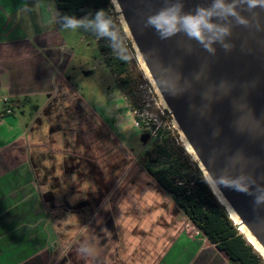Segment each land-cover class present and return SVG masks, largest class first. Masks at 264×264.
<instances>
[{
    "label": "crops",
    "instance_id": "0c3cea01",
    "mask_svg": "<svg viewBox=\"0 0 264 264\" xmlns=\"http://www.w3.org/2000/svg\"><path fill=\"white\" fill-rule=\"evenodd\" d=\"M62 27L54 0H0V264H232L163 189L106 199L127 145L66 78Z\"/></svg>",
    "mask_w": 264,
    "mask_h": 264
},
{
    "label": "water",
    "instance_id": "95a60500",
    "mask_svg": "<svg viewBox=\"0 0 264 264\" xmlns=\"http://www.w3.org/2000/svg\"><path fill=\"white\" fill-rule=\"evenodd\" d=\"M115 1L116 3L112 0L113 5L116 9L119 5L120 14H123L126 23L130 25V39L134 47L136 44L140 52L155 49L159 61L164 65L171 64L181 74V82L183 79L192 81L190 91L175 97L168 94L161 96L155 82L151 83L162 104L163 100L166 102L167 105L163 106L173 118L174 124L177 123L178 126H175L179 134H184L194 151L197 160L189 152L202 174L207 171L205 166L210 165L208 157L213 151L219 153L216 168L224 166L226 156L242 151L258 164L254 168L249 166L247 170L253 171L256 177L264 175V135L249 131L238 133L235 128V121L243 115L236 109L239 104H246L255 119L264 125V31L236 27L230 38L236 47L231 52L225 53L217 45V52L213 57L195 41H191L194 51L188 53L179 43L186 40L182 34L169 40H160L153 29L143 28L141 13L147 15L155 12L162 6V0ZM200 3L207 4L210 0H185V10H191ZM260 18L264 26V12L260 13ZM242 44H245L246 51H241ZM205 63V75L199 82L194 81L193 76L201 71ZM147 71L150 78L151 72ZM221 81H227L232 86L230 92L223 96L212 92L213 97L219 98H213L211 102L205 100L202 94ZM205 105L208 107L205 108ZM201 110L205 112L204 115L200 114ZM242 123L251 127L248 119ZM217 130L219 134L214 136L213 133ZM221 195L239 217L240 224H244L264 248V222L258 219L264 218V207L254 209L253 197L230 189H223ZM215 196L232 219L227 205L216 194Z\"/></svg>",
    "mask_w": 264,
    "mask_h": 264
},
{
    "label": "clouds",
    "instance_id": "9594fccd",
    "mask_svg": "<svg viewBox=\"0 0 264 264\" xmlns=\"http://www.w3.org/2000/svg\"><path fill=\"white\" fill-rule=\"evenodd\" d=\"M259 9V11H257ZM264 12V0H210V3L197 4L193 9L185 10V0H162V6L151 14L141 13L143 28L154 30L160 40H169L177 35H183L186 40L179 43L186 52L194 51L191 41L210 56H215L216 46L225 52H231L236 45L230 39L234 34V28L243 27L264 31L260 13ZM247 13V15H245ZM62 26L65 29H84L92 31L97 37L107 39L109 45L119 59L131 61L139 57L142 64L151 72L150 81L155 82L160 95L179 96L193 87L192 81L183 79L181 74L171 65H164L156 58V50L130 54L129 41L131 38L130 25L126 18L110 14L104 9H98L84 17L64 15L61 17ZM241 51H246L245 44L241 45ZM207 63L202 66L200 72L193 76V80L199 82L205 75ZM227 81H221L219 85L213 86L208 92L203 93V98L209 102L213 98L212 92L220 96L227 95L231 90ZM208 105H205L207 108ZM237 111L243 113L235 121V128L238 133L249 131L264 135V125L252 115L246 104L236 105ZM201 115L205 112L201 110ZM245 119L251 121V127L242 123ZM219 131L213 133L218 135ZM190 151V150H189ZM219 153L213 151L208 159L207 171L202 174L201 180L215 195L223 193V189H230L235 192L253 197L254 209L264 207V175L256 177L253 171H248L249 166H258L257 162L248 158L242 151H236L224 158V166L216 168ZM264 222V218H258ZM86 251V250H82Z\"/></svg>",
    "mask_w": 264,
    "mask_h": 264
},
{
    "label": "rangeland",
    "instance_id": "374dc122",
    "mask_svg": "<svg viewBox=\"0 0 264 264\" xmlns=\"http://www.w3.org/2000/svg\"><path fill=\"white\" fill-rule=\"evenodd\" d=\"M105 10L116 16L117 19L121 16L114 6ZM60 33L63 37V43L74 54L66 78L77 87L79 96L86 101L96 117L121 142L127 145V149H123L122 145L111 144V160L113 154L117 152V157L110 161L111 165L121 167L125 173L122 176L119 175L117 181H113L114 177L111 174L110 179L112 181L106 199L108 196H110L109 199L114 196L119 198L125 187L128 189L127 198L134 195L133 191L137 186L145 189L142 192L144 198L149 195L150 190L154 196L156 193H162V188L144 167L146 161L144 151L149 145L152 147L151 143L156 139H160L154 133V130L159 127L164 131V137L159 143L165 148V159L173 157L186 166L190 165L191 162L198 166L191 157V153L181 143L180 137L182 136L178 131L169 132L168 125L171 124L173 118L164 108L139 57L126 61L125 73L122 76L114 77L110 70L111 66H108L106 59L112 61L119 58L112 51L107 39L99 38L92 31H85L84 29H65L62 27ZM102 46H105L108 52L103 51ZM129 50L130 54L137 53L131 39ZM71 52L67 53L71 55ZM125 80L128 82L126 85L123 84ZM142 120L148 125L144 122V126ZM135 122L139 123L138 126ZM155 126L157 128H154ZM151 151H153L152 148ZM118 153L121 154L120 158H118ZM156 155L157 153H153V157ZM166 197L170 202L173 201L170 196ZM159 199L162 200L163 198L160 197ZM104 208L106 209V206L99 209L100 213L105 210ZM178 218L180 221L184 219V222H188L184 227V232L191 236V239L204 237L202 234L199 235L196 229H193L192 223L182 212ZM202 241L208 242L206 238H202ZM54 242L51 240L50 244L54 245Z\"/></svg>",
    "mask_w": 264,
    "mask_h": 264
},
{
    "label": "trees",
    "instance_id": "16d2710c",
    "mask_svg": "<svg viewBox=\"0 0 264 264\" xmlns=\"http://www.w3.org/2000/svg\"><path fill=\"white\" fill-rule=\"evenodd\" d=\"M54 1L60 18L64 15L80 18L98 9L105 10L114 6L112 0ZM101 48L108 52L105 46ZM106 62L111 66L113 75L122 76L125 73L126 61L106 59ZM127 83L126 80L123 81V84ZM159 134L160 139H156L151 143L152 147L149 145L144 151V167L150 176L174 200L189 221L232 264H264V258L238 230L225 207L202 182L199 167L192 162L186 166L173 157L165 159V148L159 143L164 137V131L160 130ZM153 153H157L156 157H153Z\"/></svg>",
    "mask_w": 264,
    "mask_h": 264
},
{
    "label": "bare ground",
    "instance_id": "6f19581e",
    "mask_svg": "<svg viewBox=\"0 0 264 264\" xmlns=\"http://www.w3.org/2000/svg\"><path fill=\"white\" fill-rule=\"evenodd\" d=\"M114 3H116V1L114 0ZM118 7V12L120 13V8L119 5H117ZM121 16H123V14H121ZM124 17V16H123ZM135 48L137 49V53H139V49L135 44ZM141 61V60H140ZM142 63V61H141ZM143 68L145 69L146 73L149 75L148 71H147V67L144 66L142 64ZM163 100V98H162ZM163 104L166 106V102L163 100ZM175 125H177V123H175ZM178 126V125H177ZM182 144H184V146L188 149H191V153L194 155V151L192 150V148L190 147L189 143L187 142L186 138L184 137V134H182V139L180 140ZM189 151V150H188ZM191 155V154H190ZM195 159L197 160L196 155ZM192 157V156H191ZM195 161V160H194ZM203 167V166H202ZM204 168V167H203ZM216 195L220 198V200L222 201V203H224L225 205H227L228 210L231 213V217L232 219L235 221V224L239 226V230L245 235V237L247 238V240L254 246V248L260 253V255L264 258V248L258 243V241L256 240V238L253 236V234L248 230V228L244 225V224H240V219L237 216V214L234 212V210L232 209V207L228 204V202L224 199V197L221 195V193H216Z\"/></svg>",
    "mask_w": 264,
    "mask_h": 264
},
{
    "label": "built area",
    "instance_id": "2783aa9c",
    "mask_svg": "<svg viewBox=\"0 0 264 264\" xmlns=\"http://www.w3.org/2000/svg\"><path fill=\"white\" fill-rule=\"evenodd\" d=\"M115 7V6H114ZM136 51V50H135ZM2 102H4V103H7L8 102V99L7 98H4L3 100H2ZM9 113H11L12 111H8ZM142 123H143V125H144V122L145 121H141ZM135 124L138 126V122H135ZM145 124L146 125H148V123H146L145 122ZM145 126V125H144ZM169 127V131H178L177 130V128H176V126H175V124H174V121L172 120V122H171V124L170 125H168ZM154 128H157L156 126L154 127ZM173 129V130H172ZM161 129H160V127L159 128H157V129H155L154 131V133H155V135H156V137H160V134H159V131H160ZM179 133V132H178ZM181 136V135H180ZM182 139V137H180V140ZM187 151H188V149H186ZM189 152V151H188ZM190 153V152H189ZM192 156V155H191ZM193 158V157H192ZM193 160H194V158H193ZM234 224H235V222H234ZM193 225V229H196L197 231H198V234L200 235V234H202L201 232H200V230L194 225V224H192ZM236 225V224H235ZM237 227H238V230H239V226L238 225H236ZM240 232V231H239ZM203 235V234H202ZM191 237V236H190Z\"/></svg>",
    "mask_w": 264,
    "mask_h": 264
},
{
    "label": "snow or ice",
    "instance_id": "6c2138e0",
    "mask_svg": "<svg viewBox=\"0 0 264 264\" xmlns=\"http://www.w3.org/2000/svg\"><path fill=\"white\" fill-rule=\"evenodd\" d=\"M191 151V149H189Z\"/></svg>",
    "mask_w": 264,
    "mask_h": 264
}]
</instances>
